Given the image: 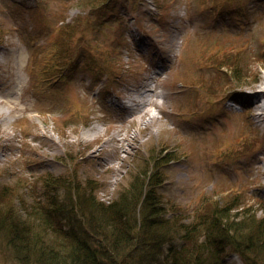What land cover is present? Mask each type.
<instances>
[{
	"label": "rangeland",
	"instance_id": "374dc122",
	"mask_svg": "<svg viewBox=\"0 0 264 264\" xmlns=\"http://www.w3.org/2000/svg\"><path fill=\"white\" fill-rule=\"evenodd\" d=\"M100 1L0 0L4 209L55 195L76 226L77 194L110 203L149 166L165 217L264 216V0ZM0 264H24L1 236Z\"/></svg>",
	"mask_w": 264,
	"mask_h": 264
},
{
	"label": "trees",
	"instance_id": "16d2710c",
	"mask_svg": "<svg viewBox=\"0 0 264 264\" xmlns=\"http://www.w3.org/2000/svg\"><path fill=\"white\" fill-rule=\"evenodd\" d=\"M61 30L65 39L76 34L75 25ZM175 158L168 154L167 161ZM148 168L110 203L78 192L71 201L76 226L55 195L46 205L22 207L29 215L24 218L0 201L2 241L24 264H234L228 258L233 253L245 264H264V216L250 210L233 215L230 202L208 199L191 223L165 217L154 186L159 174ZM132 207H139V216Z\"/></svg>",
	"mask_w": 264,
	"mask_h": 264
},
{
	"label": "bare ground",
	"instance_id": "6f19581e",
	"mask_svg": "<svg viewBox=\"0 0 264 264\" xmlns=\"http://www.w3.org/2000/svg\"><path fill=\"white\" fill-rule=\"evenodd\" d=\"M262 64H264V62H262ZM18 86H20V83L18 84ZM261 91H264V89H259V91L257 92L258 94L261 92ZM256 92H254V94H255ZM11 94H13V93H11ZM10 94V95H11ZM139 97H141L140 99H137L138 100V104L139 103H142V108H141V110H144L145 108H146V106L148 105V104H151L152 103V99L150 98V95H149V93H144V94H141V96H139ZM261 108H264V104L262 103L261 105ZM262 114H264V111L261 113V115Z\"/></svg>",
	"mask_w": 264,
	"mask_h": 264
}]
</instances>
